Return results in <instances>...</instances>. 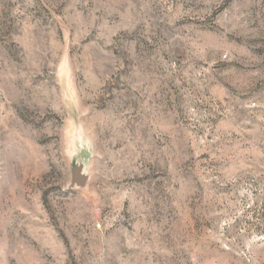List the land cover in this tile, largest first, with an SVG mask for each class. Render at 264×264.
<instances>
[{
  "label": "rangeland",
  "instance_id": "obj_1",
  "mask_svg": "<svg viewBox=\"0 0 264 264\" xmlns=\"http://www.w3.org/2000/svg\"><path fill=\"white\" fill-rule=\"evenodd\" d=\"M0 264H264V0H0Z\"/></svg>",
  "mask_w": 264,
  "mask_h": 264
},
{
  "label": "water",
  "instance_id": "obj_2",
  "mask_svg": "<svg viewBox=\"0 0 264 264\" xmlns=\"http://www.w3.org/2000/svg\"><path fill=\"white\" fill-rule=\"evenodd\" d=\"M72 177L69 188L75 189L77 187H86L90 181V176L86 171L85 163H80L77 160L73 161Z\"/></svg>",
  "mask_w": 264,
  "mask_h": 264
}]
</instances>
